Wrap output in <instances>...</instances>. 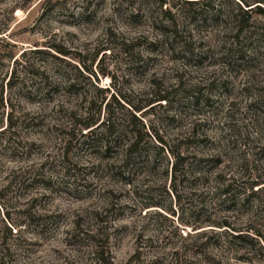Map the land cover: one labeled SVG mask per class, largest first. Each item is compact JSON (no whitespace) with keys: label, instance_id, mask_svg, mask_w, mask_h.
Returning a JSON list of instances; mask_svg holds the SVG:
<instances>
[{"label":"rangeland","instance_id":"obj_1","mask_svg":"<svg viewBox=\"0 0 264 264\" xmlns=\"http://www.w3.org/2000/svg\"><path fill=\"white\" fill-rule=\"evenodd\" d=\"M192 1L165 0L162 8L189 35L165 47L145 33L148 14L141 10L155 9L153 0H0L3 264H98L93 244L110 264H264V246L251 229L247 238L233 239L225 228H174L180 218L204 226L222 217L230 228L246 227L247 213L231 201L264 172V21L250 13L238 24L244 17L237 15L256 0ZM138 5L141 18L129 21ZM51 45L92 71L95 81L64 66L80 91L95 93L91 83L106 88V97L125 108L142 107L135 115L153 135L169 145L185 137L189 152L217 159L200 163L195 179L184 176L172 194L169 177L146 173L138 159L113 165L76 139L64 152L54 125L65 97L48 93L46 84L62 76L48 55ZM155 92L166 101L145 106ZM186 233L192 237L178 239ZM172 243L180 249L167 257Z\"/></svg>","mask_w":264,"mask_h":264},{"label":"trees","instance_id":"obj_2","mask_svg":"<svg viewBox=\"0 0 264 264\" xmlns=\"http://www.w3.org/2000/svg\"><path fill=\"white\" fill-rule=\"evenodd\" d=\"M22 1L29 2L30 0ZM50 1L51 0H43V3L48 4ZM153 1L157 3L155 9L147 7V9L141 10L148 14V18H143L145 23L147 19V31L145 33L150 36H152V32L154 33L153 43H161L166 47L172 40L175 41L176 38H181L183 34L189 36L187 31H184L183 27L179 25L170 9H166V7L162 8L165 4V0ZM174 1L182 2V4L189 6L195 5L193 4L195 1L192 0ZM120 2L124 3V1ZM145 3L148 5V1ZM254 3L256 4L255 6L245 10L240 7L237 8L238 17H244L245 19L242 18L241 21H238V24L242 22L245 24L248 21V15L250 13L261 17L264 21V0H256ZM117 5L118 7L120 6L119 4ZM118 7L113 9L112 13H117ZM244 7H249V5H245ZM141 11L139 5L129 10L127 14L128 20L140 19L142 14ZM156 11L159 12V16H154ZM235 30L240 32L242 31V27H236ZM144 35V33L138 34L130 43H136L139 39L146 38L147 36ZM183 39L185 41L186 37ZM185 44L191 43L187 40ZM119 45L122 48L126 46L124 42L119 43ZM47 49L51 52L48 53L50 58L56 61L62 69L60 72L62 74L61 77L53 81L52 84L51 82L46 84L50 86L48 93L51 92L53 95H59V93H61V95L66 98H62L63 100L57 102L55 112L59 115V121L54 125L58 130V134L62 137L59 141L62 145L61 149L64 152H67V149L71 147L72 141L76 139L75 143H77L81 149L87 151L89 155L98 154L99 156H104L111 160L110 164L113 165L118 164L125 167L133 160L138 159L144 166L146 173L151 174L162 171L165 176L169 177L170 193L172 194L175 193V184L180 179H183L184 176L191 175L195 179V169L199 167L200 163H208L214 158L217 159V157L213 155L204 158L202 156H196L193 152H189V146L183 143L187 141L185 137L182 138L179 136L178 139H173L169 145L162 137L153 135L151 131L144 128L138 119V115H135L142 107L127 105L128 107L125 108L123 102L119 101V99L116 100L112 94L106 97L105 94L108 92L106 88L101 89L91 83L89 85L93 88L95 93L88 94V92L84 90L80 91L78 89L79 87L76 85L77 83L74 79L70 78L64 66L72 67L75 71V75L83 77L81 73H85L87 75L85 79L90 78L96 80L92 71L86 67L80 68L77 64V67L74 66L69 57L70 53L62 46L51 45V47ZM22 55L23 52L20 53V56ZM12 74H15V70L12 71ZM41 75H44V71H41ZM43 77L46 81V75ZM65 94L67 96H65ZM161 101H166L165 93L162 92L161 94L155 92L154 95L145 99L144 104L147 106ZM261 103L264 106V95L261 99ZM2 131H4V129L0 130V135ZM192 162H194V164H192ZM241 190V197L236 200L234 199L231 203H233V206L236 205L241 207L242 210H245L247 213V219H245L244 222L246 227L230 228L229 223H227V217H222L210 222L208 221L206 223L207 225L204 226H202V222L193 221L190 223L186 220L182 221L180 218L176 219V226L174 228L177 229L180 225H189L190 229H200L205 226L225 228L231 231L228 235L233 239L247 238L246 236L248 235L244 233L250 234L248 230L251 229L256 239L264 246V172L246 181V185L242 187ZM235 201H237V204H234ZM96 215L97 213L95 212L94 217ZM249 225H251V227H249ZM73 226H78V224H74ZM260 229L261 233L259 231ZM5 231L11 236V230L9 228H5ZM87 235V237L90 238L97 237V235L92 232H89ZM191 237L192 236L188 233L184 234L183 237L178 235V239L182 240L190 239ZM201 237L200 235L195 238L200 239ZM1 242L0 244H2ZM97 246L98 245L93 244L94 249L92 255L95 260L98 264H110L101 262V251ZM178 246L179 245L175 243L168 245V253L166 256L170 257V255H176L180 249ZM4 258L5 254H0V264H3Z\"/></svg>","mask_w":264,"mask_h":264}]
</instances>
